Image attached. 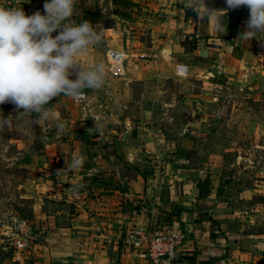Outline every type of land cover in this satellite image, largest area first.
<instances>
[{"label": "crops", "instance_id": "0c3cea01", "mask_svg": "<svg viewBox=\"0 0 264 264\" xmlns=\"http://www.w3.org/2000/svg\"><path fill=\"white\" fill-rule=\"evenodd\" d=\"M20 1L26 15L44 11V0ZM132 1L137 5L123 9L125 16L100 10L93 24L102 39L89 49L101 59L91 63H107V92L86 89L78 101L55 97L49 107L60 111L66 130L37 120L41 142L25 154L32 196L42 204L44 198L72 202L75 212L66 222L38 203L36 217L59 225L38 230L30 250L14 251L0 264H149L146 246L122 244L132 227L182 230L173 264H264V151L244 157L251 168H238L231 186L222 178L228 175L187 154L210 101H226L232 83L243 85L258 71L264 36L241 35L249 9H230L226 0ZM75 9L72 19L80 22ZM108 49L123 53L122 74L113 72ZM89 115L97 125L86 124ZM77 154L83 165L70 169Z\"/></svg>", "mask_w": 264, "mask_h": 264}, {"label": "rangeland", "instance_id": "374dc122", "mask_svg": "<svg viewBox=\"0 0 264 264\" xmlns=\"http://www.w3.org/2000/svg\"><path fill=\"white\" fill-rule=\"evenodd\" d=\"M108 1L78 0L76 5L79 11L76 15L80 16L87 8L103 10L105 15H109L115 7H111ZM4 3L6 6L22 7L24 11L26 10L24 1L6 0ZM109 22V19H105L104 24L107 25ZM260 53L256 62L258 71L254 72L250 79L243 85L239 82L232 83L229 89L231 95L226 101H210L207 106L209 115L202 121L204 127H197L196 136H193L194 148L191 146L187 149V154H190V159L194 163H199L200 159L207 161L219 172L228 175L222 178L230 183L229 186L236 180L232 176L236 174L238 168L244 165L247 169L251 168L250 162L244 157L264 151V50L261 49ZM94 56L97 60L101 59L92 49L79 55L78 57H85L84 60L89 62L88 65L81 66L85 68L91 66L92 60H95ZM119 72L118 74H122V70ZM257 74H262V81L256 78ZM108 82L106 79L103 85L104 92L109 88ZM116 83L119 84V81ZM121 87L117 85V90ZM171 87L174 88L173 85ZM137 90L139 86L134 84L133 91ZM54 99L49 106L55 103ZM22 111L11 102L0 104V261L12 258L14 251L24 254L26 250H30L31 242L34 236L38 235V230L42 228L49 230L59 225L46 224V217L40 219L35 215L38 203H42L29 191L27 178L30 176L28 169L30 158L25 154L30 149L39 147L41 135L36 126L37 114L25 115ZM104 115L109 117L110 114L106 111ZM115 116L118 117V114L115 113ZM86 118L87 125L98 124L93 121L92 115ZM42 201V210L47 212V215L51 212L60 213L66 222L75 212L72 202L47 198ZM26 256L29 259L30 255Z\"/></svg>", "mask_w": 264, "mask_h": 264}, {"label": "clouds", "instance_id": "9594fccd", "mask_svg": "<svg viewBox=\"0 0 264 264\" xmlns=\"http://www.w3.org/2000/svg\"><path fill=\"white\" fill-rule=\"evenodd\" d=\"M77 2L44 0L43 13L30 15L22 7L0 6V104L11 102L25 115L50 120L61 134L66 122L60 111L49 107L53 98L64 95L78 101L85 89L103 87L107 76L102 60L87 68L78 62V56L98 46L102 36L90 21L72 19ZM226 4L230 9H249L247 30L241 35L247 40L264 36V0H226ZM216 30H225L222 17H217ZM82 165L77 154L69 168Z\"/></svg>", "mask_w": 264, "mask_h": 264}, {"label": "built area", "instance_id": "2783aa9c", "mask_svg": "<svg viewBox=\"0 0 264 264\" xmlns=\"http://www.w3.org/2000/svg\"><path fill=\"white\" fill-rule=\"evenodd\" d=\"M14 7V6H4ZM114 72L122 70L124 55L121 51L108 49L106 52ZM184 66L177 67V73L182 75ZM185 234L174 228H129L122 237V244L126 248L140 249L146 246V256L149 264H173L179 259L178 248L183 244Z\"/></svg>", "mask_w": 264, "mask_h": 264}, {"label": "trees", "instance_id": "16d2710c", "mask_svg": "<svg viewBox=\"0 0 264 264\" xmlns=\"http://www.w3.org/2000/svg\"><path fill=\"white\" fill-rule=\"evenodd\" d=\"M112 4L115 7V10H114L115 13H117L119 15H123V16L126 15L125 12L122 11L123 9L133 8L137 5L136 2H133L132 0H112ZM80 16H81L82 20H88L92 24H94L99 17V11L94 10L92 8H87L84 10L83 13H81ZM215 224H216L215 221L211 222L212 228H213V225H215ZM214 235L215 234L213 232L210 233V237L213 238Z\"/></svg>", "mask_w": 264, "mask_h": 264}]
</instances>
